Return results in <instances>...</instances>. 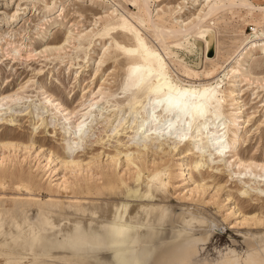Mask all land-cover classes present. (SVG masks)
Here are the masks:
<instances>
[{
  "label": "rangeland",
  "instance_id": "374dc122",
  "mask_svg": "<svg viewBox=\"0 0 264 264\" xmlns=\"http://www.w3.org/2000/svg\"><path fill=\"white\" fill-rule=\"evenodd\" d=\"M206 2L0 0V264L17 257H24L20 264H117L109 248L93 252L36 247L33 252L24 248L20 235L27 223L71 231L72 226L88 227L110 218L138 232L137 242L126 248L139 255L141 264H157L163 252L181 249L190 252L182 264H264L262 57L251 56L242 64V75L250 82L241 75L232 79L226 70L220 74L223 116L211 120L209 107L208 129L218 123L229 134L235 127L233 83L242 87L244 105L238 142L222 156L208 146L202 153L194 151L190 134L177 145L169 136L134 142L128 119L119 120L115 131L109 129L114 124L110 116L119 106L123 117L133 107L131 112L141 113L145 96L157 88L154 80H163L175 92L183 82L208 84L219 73L242 22L228 13L208 17L218 41L216 58L210 61L204 58L202 43L188 54L184 40L157 35L151 25L178 30L202 16ZM122 23L129 27H117ZM111 27L116 28L102 35ZM134 35L164 65L147 88L124 89L134 60L144 63L141 52L132 58L120 49H135ZM164 44L185 63L196 64L194 69L203 67L199 77L169 60ZM68 112L73 114L65 120ZM86 113L94 117L87 121L89 134L68 152L65 141L75 137L74 124ZM104 117L109 119L103 123ZM197 160L199 169L193 165ZM182 161L185 167L179 166ZM62 236L57 235L58 240Z\"/></svg>",
  "mask_w": 264,
  "mask_h": 264
},
{
  "label": "bare ground",
  "instance_id": "6f19581e",
  "mask_svg": "<svg viewBox=\"0 0 264 264\" xmlns=\"http://www.w3.org/2000/svg\"><path fill=\"white\" fill-rule=\"evenodd\" d=\"M211 1L212 0H207L205 9L202 11V16H198L195 22H190L189 24L182 23L181 25H179L178 30L175 28H173L172 30H162L157 28L153 22L151 23V25L156 31L157 35L159 33H162L165 35V37H171V41H176L178 39L184 40L186 42V49L188 54H192L194 50L196 51L195 47H199L202 43L204 47V58L205 60L210 61L216 58L218 41L216 38V31L211 25L206 23L208 17L215 14L216 12H218V14L220 12L228 13L232 16L233 19H237L238 21L242 22L238 30V38L234 39L233 42V51L229 53L227 59L223 62L222 66L219 67V73L211 80H208L210 81V83L208 84H203L201 81H197L198 83L183 82L182 87L175 92L170 91L168 88V84L163 80H154V84L157 88L151 93V96H145V101H143L144 103L141 106V113L138 111L131 112L134 107H129L130 111L127 113V117H125L126 115L123 117L122 106H119L117 111H114L113 115L110 116V118H114V124L110 123L111 127L109 129L111 132L115 131L117 122L119 120L128 119V129L130 128L133 130L132 140L137 143L144 144L147 141L153 142L159 139L161 140L165 136H169V139H173V143L177 145L178 143H180L179 141L190 134V146L192 147V149H194V151L197 150L200 153H202L206 146H208L216 155L222 156L225 154L227 149L235 146V144L238 142L237 134L239 133L241 127L240 122L244 113L243 101L242 98L239 97V93L242 92V87H240V84L233 83L234 85H232L231 87H233L234 90H230V94L232 95V106L235 107L236 113L233 120V123H235V127L229 130V134L223 132V129L225 128L220 126L218 123L212 124V130L208 129L210 120L206 118V115L208 112V108L211 107V120H214L216 122L223 116L221 110L223 98L221 95H225V91L219 88V85L221 83L220 74L224 75V71L226 70V74H230V77L232 79H236L241 75L243 76V81L250 82V79L242 75V64L245 63L247 59L252 58L251 56L254 55H258L264 60V4H260L259 0H220V2ZM149 8V3L145 1V12L150 11ZM247 26H251V33H247L245 31ZM117 27L125 30L129 26L126 23H122L117 25ZM115 28L116 27L108 28V30H105L102 35H107L109 30ZM102 35H100V37ZM134 36L135 49H120L132 58H134L135 54H139V52H141L140 59H142L144 63L140 64V62L134 60L133 64L127 70L126 80L124 81V89L127 87L140 88L141 86L147 88L150 84H152V80L156 77V72L160 71L164 65L161 58L156 57V55L148 51L140 37H138L137 35ZM169 44H171V42H169ZM164 47L169 60L178 63L186 72H188V70H191L193 74V76L191 77H199L203 67L200 70L194 69L197 66L196 64H194L195 67L190 66L183 61L182 57L174 52L173 48H169L167 44H164ZM212 52L213 57L209 58L208 55ZM153 67L157 68V70H153ZM234 82H236V80ZM235 92H237L236 95H234ZM130 102L131 101L129 98V103ZM58 107L61 109V112L67 111V109L63 108L60 103L58 104ZM32 112L34 113L33 110ZM157 113H159L160 115H157ZM71 114L73 113L68 112L65 120H68V117ZM89 118L91 119V121H93L94 119V117L89 113L83 114L80 119H78L74 124V130L72 134L75 137L73 139L68 138L65 141V148L68 152H72V150L77 146V143L82 142L89 134L90 130L87 123V121H89ZM108 119L109 117H104L103 123L107 122ZM242 122L245 124L246 121ZM202 135L205 136V145L202 144V140L204 139L201 138ZM212 156L213 155L211 154L209 155L210 158ZM236 159L239 165H244L241 159L237 157ZM179 164L180 167L184 166L183 161ZM193 165L194 168H198L200 165V161H194ZM140 175L141 174H139V176ZM137 181L138 179L136 180V182ZM135 191L136 190H134L133 192ZM108 220V222L98 223L96 225L90 224L88 227L75 225L72 226L71 231L67 228H58L55 231V225H52L50 223H44L41 225L27 223L25 224L23 229L20 230V235L21 238L26 241V246H24V248L27 247L26 249L33 252L36 247H45L48 250L61 248L72 251L91 250L93 252L99 251L104 248H109L113 251L116 257L117 264H141L142 259L139 257V255H137L136 252L126 248L129 245L137 242L138 238H136V236L138 232L129 230L126 226L123 225L124 223L118 222L115 219L110 218ZM1 227L2 226L0 221V228ZM61 233H63V236L60 240H58L57 235H60ZM87 245H89L90 247H87ZM189 255L190 252L183 249L178 251L169 250L163 252L157 258V264H182L188 259V257H190ZM23 258L24 257H17L15 259H9L5 261V264H20ZM226 264L234 263L231 262ZM247 264L256 263L251 261Z\"/></svg>",
  "mask_w": 264,
  "mask_h": 264
},
{
  "label": "built area",
  "instance_id": "2783aa9c",
  "mask_svg": "<svg viewBox=\"0 0 264 264\" xmlns=\"http://www.w3.org/2000/svg\"><path fill=\"white\" fill-rule=\"evenodd\" d=\"M246 29L248 30V33H251V31H252L251 26H247Z\"/></svg>",
  "mask_w": 264,
  "mask_h": 264
},
{
  "label": "crops",
  "instance_id": "0c3cea01",
  "mask_svg": "<svg viewBox=\"0 0 264 264\" xmlns=\"http://www.w3.org/2000/svg\"><path fill=\"white\" fill-rule=\"evenodd\" d=\"M259 1H261V0H259ZM260 4H264L263 2H260Z\"/></svg>",
  "mask_w": 264,
  "mask_h": 264
}]
</instances>
